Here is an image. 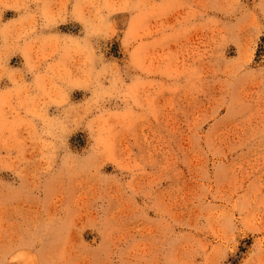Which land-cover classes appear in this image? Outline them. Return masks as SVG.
Instances as JSON below:
<instances>
[{
  "label": "rangeland",
  "instance_id": "374dc122",
  "mask_svg": "<svg viewBox=\"0 0 264 264\" xmlns=\"http://www.w3.org/2000/svg\"><path fill=\"white\" fill-rule=\"evenodd\" d=\"M0 264H264V0H0Z\"/></svg>",
  "mask_w": 264,
  "mask_h": 264
}]
</instances>
